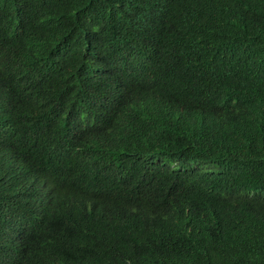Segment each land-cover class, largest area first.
I'll use <instances>...</instances> for the list:
<instances>
[{
  "label": "trees",
  "instance_id": "trees-1",
  "mask_svg": "<svg viewBox=\"0 0 264 264\" xmlns=\"http://www.w3.org/2000/svg\"><path fill=\"white\" fill-rule=\"evenodd\" d=\"M0 264H264V0H0Z\"/></svg>",
  "mask_w": 264,
  "mask_h": 264
}]
</instances>
